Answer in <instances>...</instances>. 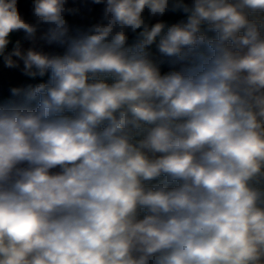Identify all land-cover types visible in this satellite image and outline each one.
<instances>
[{"label": "clouds", "instance_id": "1", "mask_svg": "<svg viewBox=\"0 0 264 264\" xmlns=\"http://www.w3.org/2000/svg\"><path fill=\"white\" fill-rule=\"evenodd\" d=\"M0 264H264V0H0Z\"/></svg>", "mask_w": 264, "mask_h": 264}, {"label": "crops", "instance_id": "2", "mask_svg": "<svg viewBox=\"0 0 264 264\" xmlns=\"http://www.w3.org/2000/svg\"><path fill=\"white\" fill-rule=\"evenodd\" d=\"M23 78L19 76L18 73H9L5 72L3 76V88L4 92L6 94L7 92V87L9 83H18L22 80Z\"/></svg>", "mask_w": 264, "mask_h": 264}, {"label": "trees", "instance_id": "3", "mask_svg": "<svg viewBox=\"0 0 264 264\" xmlns=\"http://www.w3.org/2000/svg\"><path fill=\"white\" fill-rule=\"evenodd\" d=\"M22 10H25L26 11V7L24 5H22Z\"/></svg>", "mask_w": 264, "mask_h": 264}]
</instances>
